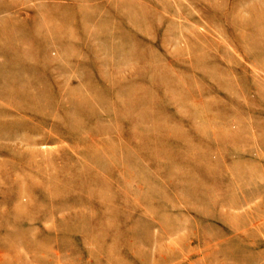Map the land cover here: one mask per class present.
<instances>
[{
  "label": "rangeland",
  "instance_id": "rangeland-1",
  "mask_svg": "<svg viewBox=\"0 0 264 264\" xmlns=\"http://www.w3.org/2000/svg\"><path fill=\"white\" fill-rule=\"evenodd\" d=\"M0 264H264V0H0Z\"/></svg>",
  "mask_w": 264,
  "mask_h": 264
}]
</instances>
